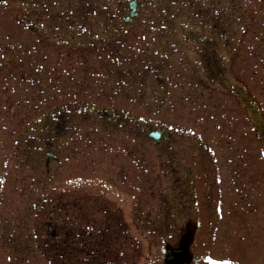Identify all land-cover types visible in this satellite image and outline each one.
<instances>
[{"label":"rangeland","instance_id":"1","mask_svg":"<svg viewBox=\"0 0 264 264\" xmlns=\"http://www.w3.org/2000/svg\"><path fill=\"white\" fill-rule=\"evenodd\" d=\"M127 2L0 0V264H264V0Z\"/></svg>","mask_w":264,"mask_h":264},{"label":"water","instance_id":"2","mask_svg":"<svg viewBox=\"0 0 264 264\" xmlns=\"http://www.w3.org/2000/svg\"><path fill=\"white\" fill-rule=\"evenodd\" d=\"M129 15H126L124 17V20L127 21L129 19H131L132 16L136 15V11H135V8H136V1L135 0H130L129 1ZM149 136L153 137L156 141H159L160 138H164V139H167L168 138V135L166 133V130L164 129H151L148 131L147 133ZM49 153V152H47ZM173 252V249H166V253H167V256H166V259L169 261L171 260V258L173 257L172 256V253ZM180 264H186V260H183Z\"/></svg>","mask_w":264,"mask_h":264},{"label":"flooded vegetation","instance_id":"3","mask_svg":"<svg viewBox=\"0 0 264 264\" xmlns=\"http://www.w3.org/2000/svg\"><path fill=\"white\" fill-rule=\"evenodd\" d=\"M68 239L69 238H67V236H65L64 238H63V240H62V249L64 250L65 248H66V250H67V245H68V243H67V241H68ZM70 240L72 241V243H74V239L73 238H70ZM79 245H78V249L79 250H84V249H89L90 247L92 248V246H94L93 244H95L96 243V241L94 240V239H92V245H86L85 243L86 242H88L87 240H85V238L83 239L82 238V235H81V237H79ZM177 255H179V254H177Z\"/></svg>","mask_w":264,"mask_h":264},{"label":"snow or ice","instance_id":"4","mask_svg":"<svg viewBox=\"0 0 264 264\" xmlns=\"http://www.w3.org/2000/svg\"><path fill=\"white\" fill-rule=\"evenodd\" d=\"M210 259V257H209ZM213 264H232L230 261H224V262H213Z\"/></svg>","mask_w":264,"mask_h":264},{"label":"trees","instance_id":"5","mask_svg":"<svg viewBox=\"0 0 264 264\" xmlns=\"http://www.w3.org/2000/svg\"><path fill=\"white\" fill-rule=\"evenodd\" d=\"M59 242V241H58ZM59 244V243H58Z\"/></svg>","mask_w":264,"mask_h":264}]
</instances>
